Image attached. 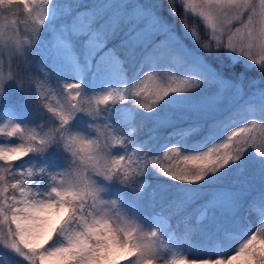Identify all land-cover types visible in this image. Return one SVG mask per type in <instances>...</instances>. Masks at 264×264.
<instances>
[{
    "label": "snow or ice",
    "instance_id": "snow-or-ice-1",
    "mask_svg": "<svg viewBox=\"0 0 264 264\" xmlns=\"http://www.w3.org/2000/svg\"><path fill=\"white\" fill-rule=\"evenodd\" d=\"M7 7L16 9L10 17L22 7L24 19L0 18V134L19 141L0 142V264L13 257L14 264H264V0H10ZM224 56L247 71L223 75L213 62ZM137 58L130 81L127 65ZM117 100L133 106L110 107ZM166 101L201 121L169 133L179 139L163 157L171 153L178 164L165 165L150 147L174 118L158 114ZM237 118L243 125L227 131ZM78 119L83 130L73 127ZM205 128L200 150L183 152L180 141ZM250 149L259 181H227ZM150 171L191 186H180L186 190L168 208L186 213L196 204L209 218L226 217L224 238L239 233L231 248L194 251L163 209L155 219L144 211ZM113 186L123 199L106 198Z\"/></svg>",
    "mask_w": 264,
    "mask_h": 264
},
{
    "label": "rangeland",
    "instance_id": "rangeland-1",
    "mask_svg": "<svg viewBox=\"0 0 264 264\" xmlns=\"http://www.w3.org/2000/svg\"><path fill=\"white\" fill-rule=\"evenodd\" d=\"M145 2L149 3V4H154V3H156V0H145ZM0 11H2V10H0ZM9 19L10 20L16 19L17 21H22L24 19L22 7H21L20 12L18 13V15L16 17H9ZM169 20L171 21V18H169ZM18 26H19L20 30L22 31L23 25L19 24ZM176 27L178 29V25ZM47 35H48V33L45 30V32L43 33V36L45 39L47 38ZM186 39L187 38H185V40ZM192 47L194 48V46H192ZM138 65H139V58H137L136 61L130 62L127 65L128 77H129L130 81L132 79L137 78L135 76V73H136V69H137ZM213 67L217 68V70L221 71L223 73V75H225L229 78H236L241 74V72L247 71L243 64L237 63L235 65H232L230 59L227 56H224L223 58H217V60L213 62ZM248 75H250V79L255 78L258 80V77L256 76V74L254 72L248 71ZM62 78L63 79H72L71 76H63ZM139 79H143V74L140 75ZM135 83H138V81H135ZM257 86H259V84ZM45 87H48V86L46 85ZM9 94L14 98L18 96V94L15 92L14 87L9 89ZM41 94H43V93H41ZM248 94H250L249 90L247 87H245V97H244L245 99L247 98ZM161 103L162 104L160 106V109L158 110V114L163 115L165 113L171 112L174 114V118L171 122L170 127H161L159 129H157V137L154 141L150 142V147L152 148L153 154H159L160 155V158H161V160L164 161L165 165H167L169 160H171L173 163L178 164L179 161L171 153L169 154V157L167 159H165L163 157V147L171 146L172 144L176 143L177 140L179 139V138H170L169 133L172 132L173 130L188 128V127L193 126L195 124L201 123V121L199 119L192 117L191 115L184 116V115L179 114L177 112V110L172 108V106L167 101L164 103L163 102H161ZM131 106H133V105H128L126 101H119V100H117L114 105H110V107H117V108L131 107ZM140 111H141V113L137 114L138 118L148 120L149 121L148 126H151L152 118L144 116V114L146 115V113H143V110H140ZM24 118L25 119H31L32 123L38 122V118L33 116L30 109H24ZM242 125H243V121L241 119L237 118L236 122L232 123L230 125L229 129H227V131L233 130L235 127L242 126ZM73 127L77 128L79 130H83L84 129L83 119H78L74 123ZM205 131H206V128L204 130L198 132V133H195V134L189 136L185 140H181L179 143L181 150L185 153L199 151L200 150L199 142L202 141V139L204 138ZM147 134L148 133L145 131V135H147ZM256 135L257 136L260 135L259 131H257ZM0 142L18 143L19 141L16 139V137L9 138L6 135L0 134ZM53 156L56 158L57 163H59V155L53 154ZM257 159H258V157L255 155L254 150L250 149L249 153L244 157L243 161H241L240 163H238L236 166H234L232 169L229 170V173L227 174L226 180L230 182L233 178H235V179L247 178L253 182H258L259 176L256 173V162H255V160H257ZM241 165H243V167H244V174H242V176H238L237 170L241 167ZM189 166H191V165H189ZM148 182H149L148 187L145 190L144 197H143V200L141 201V203L144 204V211L148 212L153 217V219H155V218H157V214L161 213L162 210L155 208V207L153 208L152 202H150L148 200L147 194H148V192H150V190L152 188V185H151L152 183L150 181L149 176H148ZM201 184H203V182H201ZM207 185L215 187V185L211 184V183H206V184H203L201 186H207ZM119 191L120 190L118 189L117 186H113L105 193V196H106V198L123 199V197H121L119 195ZM125 195L128 197L129 200L131 199V196L129 193L125 192ZM124 206L129 208V209L131 207L128 203H125ZM162 214L170 217L168 222L171 225V227L177 233L184 234L187 232L189 234L188 235V245L186 247L193 248L194 251H200V252L222 251V252H226L231 248L232 244L235 243L234 240L239 235V233L234 232V233L230 234L229 239L224 238L223 232L225 229L228 228V221H227L226 217H220L219 223L223 222V224H224L223 226H219V228H214L212 231L206 232L205 234H201V233H197V232H193L191 230L185 229L184 226H182L181 221H178V220L175 221L172 218L171 214L167 210L163 211ZM220 225H222V224H220ZM245 226H247V225H245ZM252 226L254 227L255 224L253 223ZM257 247L259 248L260 245L257 244ZM15 259H16L15 257H13L12 259H7L6 264H14ZM124 264H126V262H124Z\"/></svg>",
    "mask_w": 264,
    "mask_h": 264
},
{
    "label": "trees",
    "instance_id": "trees-1",
    "mask_svg": "<svg viewBox=\"0 0 264 264\" xmlns=\"http://www.w3.org/2000/svg\"><path fill=\"white\" fill-rule=\"evenodd\" d=\"M54 154L59 155L58 153ZM148 176L152 183V188L150 192L155 190L159 194L155 197L154 200H149V192L147 194L148 200L153 204V208L155 207L161 210L163 209V211L167 210L175 221H181L182 226H184L185 229L205 234L206 232L212 231L214 228H219V226L224 225L223 222L219 223L220 217L209 218L206 214H202V209H199L196 204H193L186 213H177L173 209L168 208L166 206L168 200L174 196H179L182 192L186 190L184 188H181L180 186H191L178 185V182L170 181L167 178L151 171L149 172ZM201 188L204 190H210L213 187L207 185L201 186ZM159 196L163 198L162 201ZM197 203H199V201H197ZM21 264H26V262L21 261Z\"/></svg>",
    "mask_w": 264,
    "mask_h": 264
},
{
    "label": "clouds",
    "instance_id": "clouds-1",
    "mask_svg": "<svg viewBox=\"0 0 264 264\" xmlns=\"http://www.w3.org/2000/svg\"><path fill=\"white\" fill-rule=\"evenodd\" d=\"M10 2V0H3V3L5 5V7L2 9V11H0V18L4 17V16H9L11 13H14L16 11L15 8H9L7 7V4Z\"/></svg>",
    "mask_w": 264,
    "mask_h": 264
}]
</instances>
